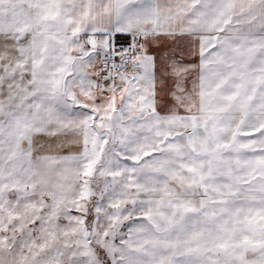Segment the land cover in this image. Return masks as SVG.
I'll list each match as a JSON object with an SVG mask.
<instances>
[{
  "label": "snow or ice",
  "instance_id": "obj_1",
  "mask_svg": "<svg viewBox=\"0 0 264 264\" xmlns=\"http://www.w3.org/2000/svg\"><path fill=\"white\" fill-rule=\"evenodd\" d=\"M0 264H264V0H0Z\"/></svg>",
  "mask_w": 264,
  "mask_h": 264
}]
</instances>
